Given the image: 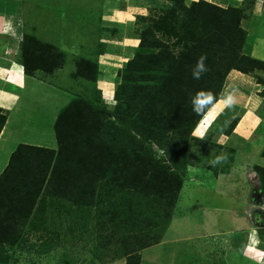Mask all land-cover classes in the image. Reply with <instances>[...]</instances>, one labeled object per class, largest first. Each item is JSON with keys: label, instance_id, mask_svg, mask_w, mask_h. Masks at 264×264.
<instances>
[{"label": "trees", "instance_id": "1", "mask_svg": "<svg viewBox=\"0 0 264 264\" xmlns=\"http://www.w3.org/2000/svg\"><path fill=\"white\" fill-rule=\"evenodd\" d=\"M164 1L168 3L141 29L137 51L117 70L112 111L98 104L100 96H76L56 119V151L19 143L10 154L0 174V263L8 262L11 249L27 246L23 233L42 197L75 196L73 204L100 206L94 210L95 246L114 244L125 264H139L138 251L158 241L157 230L163 220L167 223L179 195L186 147L203 115L193 111L192 96L208 90L217 101L225 76L235 69L254 76L263 85L259 94L264 97V60L242 50V22L254 0L227 7L207 0ZM19 49V61L29 75L53 70L63 56L54 44L27 34ZM202 54L207 55L209 72L195 80L191 69ZM77 64L76 75L96 79L95 65L82 57ZM5 120L0 109V131ZM147 139L163 147L178 173L139 155ZM257 172L264 199V169Z\"/></svg>", "mask_w": 264, "mask_h": 264}, {"label": "rangeland", "instance_id": "2", "mask_svg": "<svg viewBox=\"0 0 264 264\" xmlns=\"http://www.w3.org/2000/svg\"><path fill=\"white\" fill-rule=\"evenodd\" d=\"M18 1L25 20L24 34L51 42L63 56L53 70L37 69L34 72L39 80L46 82L39 89L41 91L37 90L35 93L37 97L32 112L31 108L29 112L22 110L25 113L20 115V126L21 120H26L27 124L15 128L11 133L13 135L10 142H39L41 146L46 147L47 142L52 140V149L56 151L58 144L55 122L61 109L76 96L90 99L100 96L98 104L105 105L107 110L112 111L116 102L113 93L119 83L117 70L137 51L139 33L149 21L148 17L156 16L159 8L168 2ZM230 2L233 6H238L242 0ZM127 3L142 5L145 8H135V13L131 9H125ZM227 6L224 4L222 7ZM112 9H118L120 12L117 15L111 14ZM139 16H142V19ZM47 17H50L49 20L53 18L58 21L59 27L70 32L80 26L78 35L81 34L84 39L80 38L79 43H76L75 38L73 42L49 41L50 37L41 33ZM106 18L111 21L103 20ZM242 25L246 30L243 52L264 60V0L252 2L249 16L243 20ZM72 36L69 34L68 38ZM81 57L96 66L94 81L75 74ZM228 73L222 87L226 91L222 98L225 99L232 93L234 102L231 107H226L222 100L220 103L216 102L193 127L186 147L187 164L171 216L167 223L163 220L157 230L158 241L138 251L139 264H264V241L260 239L264 238V227L258 229L264 226V214L262 213L261 218L255 215L258 219L254 220L257 223L254 225L245 210L249 197L245 196V193L252 186L249 199L263 202L264 207L257 172V169H264V161L256 158L255 162L253 157L246 155L241 149L243 140L232 130L227 133L226 126L227 121L232 120L236 110L243 105L245 95L249 94L247 87H250V84L243 79L235 83L233 75L228 77ZM242 74L251 82H256L254 76ZM258 84L261 85L260 92L263 85ZM259 92L256 93L260 95ZM219 108H222V111L218 119L213 121ZM25 114L27 116L24 117ZM225 115L229 116L228 120ZM201 132H205L204 139L199 137ZM142 148L143 152L138 154L144 156L147 162L160 168L170 166L166 172L175 169L178 173L169 155L157 142L144 140ZM220 155H226L227 159L213 167L209 161ZM261 156L264 157V150ZM255 178L258 179L259 185H254ZM74 197H42L37 202L32 221L27 224L23 233L27 246L16 251L11 249L8 262L0 264H125L126 257L115 251L114 244L108 247L95 246L97 232L92 226L95 221L94 214H98L100 206H90L89 203L73 204ZM158 205L156 203L154 207L161 210ZM152 206L150 211L154 210ZM95 209L97 211H94Z\"/></svg>", "mask_w": 264, "mask_h": 264}, {"label": "crops", "instance_id": "3", "mask_svg": "<svg viewBox=\"0 0 264 264\" xmlns=\"http://www.w3.org/2000/svg\"><path fill=\"white\" fill-rule=\"evenodd\" d=\"M132 1L137 2L138 0ZM207 1L220 6H223L224 4L232 5L230 4V0ZM21 8L22 6H20V2L18 0H0V109L6 115L5 123L3 124V127L0 131V174L6 167L10 154L19 143H26L37 146L42 145L39 142L33 143L17 141L15 144L13 142H10L13 135L11 133L14 132L15 128L17 129L20 126L19 118L21 113L29 112L30 108L32 112V107L34 106V101L37 97V94L35 93L37 92V90L41 89L42 85L46 82H42L41 80H39L34 73L32 75L26 74L24 72L23 66L19 61V44L25 31V20L23 19ZM135 8L142 10L145 8V6L143 7L142 5L137 4L133 5V3H127L125 5L126 10L131 9L132 12L136 13V11H133ZM111 12V14L117 15L120 10L112 9ZM48 18L50 17H47V21L44 22L43 20H38V22H43L44 24L41 28V33L44 36L50 37L49 39H44L55 42H73V39L75 38L76 43H79V39L83 37L81 36V34H79L81 37L78 35L80 26L72 29L73 31L70 32V30L68 29H63L61 26L59 27L57 23L58 21L53 20V18L49 20ZM103 20L111 21L110 18H106ZM104 30H106L105 27ZM69 34L73 36L71 38H68ZM83 39L84 38H82V40ZM228 74V77H230V75H233L235 83H239L238 81L243 79L247 84H250V87H247L249 89L247 91L249 92V94L245 95V101L242 102L243 105H241L232 116L233 119L234 117H237L236 124L234 125L232 131L236 136L240 137L241 140H243L241 142V149L246 153V155L250 156V158L253 157V161H255L256 158L258 160L261 159V161H264V157L261 156L262 151L264 150V97L256 93L261 89V85L253 81L251 82L250 79H247V77L239 71L231 70ZM251 83L255 84L252 85ZM252 90H254L253 93ZM225 92L226 91H224L223 88L220 93V98H218V100L216 101L217 103H220L221 100L224 101L222 95ZM22 110L26 111L22 112ZM221 111L222 108H219L213 121L218 119ZM23 116L25 117L27 116V114ZM228 117L229 116H226L227 120ZM52 119H54V117H52ZM232 120L229 119L226 123V126H228ZM21 123L22 126H25L27 124L26 120H21ZM22 126H20V128ZM215 134H217V132ZM52 143H54L52 142V140L50 142H47L46 147L53 148L54 145H52ZM253 183L254 185H259L258 179L255 178ZM251 189H253V186L245 193V196H251Z\"/></svg>", "mask_w": 264, "mask_h": 264}, {"label": "clouds", "instance_id": "4", "mask_svg": "<svg viewBox=\"0 0 264 264\" xmlns=\"http://www.w3.org/2000/svg\"><path fill=\"white\" fill-rule=\"evenodd\" d=\"M191 3H199V0H191ZM186 6L190 7L191 4H187ZM207 55L202 54L196 64L191 69L192 78L195 80H199L203 77L204 74L209 72V68L206 64ZM216 102V97L214 93L208 90H198L194 96L191 98V103L193 107V111L197 115H202L206 110L210 109V106L214 105ZM234 102V96L232 93H229L225 99L224 104L226 107H231ZM200 138L204 139V133H200ZM227 159L226 155L217 156L214 160L209 161V163L215 167L217 164L224 162Z\"/></svg>", "mask_w": 264, "mask_h": 264}, {"label": "water", "instance_id": "5", "mask_svg": "<svg viewBox=\"0 0 264 264\" xmlns=\"http://www.w3.org/2000/svg\"><path fill=\"white\" fill-rule=\"evenodd\" d=\"M262 205L263 202H255L250 199L248 200V205L245 210L249 220L254 225L257 224L255 221L258 219V216L261 218L263 216L262 213L264 214V207ZM255 215H258L257 219L255 218Z\"/></svg>", "mask_w": 264, "mask_h": 264}, {"label": "flooded vegetation", "instance_id": "6", "mask_svg": "<svg viewBox=\"0 0 264 264\" xmlns=\"http://www.w3.org/2000/svg\"><path fill=\"white\" fill-rule=\"evenodd\" d=\"M256 199H257V198H256ZM263 227H264V226H260L258 229L260 230V229H262ZM259 230H258V231H259Z\"/></svg>", "mask_w": 264, "mask_h": 264}]
</instances>
